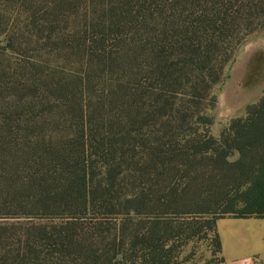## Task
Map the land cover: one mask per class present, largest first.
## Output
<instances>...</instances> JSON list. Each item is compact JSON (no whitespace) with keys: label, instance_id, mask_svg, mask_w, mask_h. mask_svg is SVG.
<instances>
[{"label":"trees","instance_id":"16d2710c","mask_svg":"<svg viewBox=\"0 0 264 264\" xmlns=\"http://www.w3.org/2000/svg\"><path fill=\"white\" fill-rule=\"evenodd\" d=\"M259 29L264 0H0V264H178L203 223L221 255L218 219L264 218V92L219 138L194 112Z\"/></svg>","mask_w":264,"mask_h":264},{"label":"rangeland","instance_id":"374dc122","mask_svg":"<svg viewBox=\"0 0 264 264\" xmlns=\"http://www.w3.org/2000/svg\"><path fill=\"white\" fill-rule=\"evenodd\" d=\"M24 59L19 54L11 56L10 60L3 65L2 70L6 71L7 78H12V74L17 70H23L18 66L22 65ZM80 71V70H75ZM23 73V72H20ZM215 74L219 75L218 70H214ZM256 79L258 84H256ZM215 79L208 78V86L204 84L203 91L197 99L195 104L197 108H194L196 116L198 114H205L211 117L214 121L210 127L211 133L214 137L219 138L222 130L226 125L236 117L245 115L246 107L249 104L258 102L263 96L264 92V30L259 29L257 32L252 34L245 44L240 48L235 58L225 68L222 75H219L217 81ZM209 86L211 87L209 89ZM247 91L250 94V98H239L243 91ZM237 98L236 104L241 105V108L237 110L236 115L230 119L223 120L221 123L218 122V109L223 108L230 100V98ZM222 106V107H221ZM195 121V119H193ZM191 121L189 125L191 126ZM235 159V158H233ZM181 177V176H180ZM175 178L174 182L177 185L184 183L182 178ZM192 193L181 192L178 196L180 208L182 212L178 215H165L166 212L164 207H158L151 210L150 213L145 214L142 219L144 222L147 220H155L156 217L177 219L191 217L192 208ZM50 222V218H25L21 219L19 224L27 225L30 223ZM201 228L203 231L196 237L190 238L184 235L181 238H176L175 247L171 253L174 256V260H177L178 264H222V257L216 252V244L214 241V235L211 231L206 230L205 224L203 223ZM148 251H140L139 256L148 255ZM128 264H145L142 261Z\"/></svg>","mask_w":264,"mask_h":264},{"label":"crops","instance_id":"0c3cea01","mask_svg":"<svg viewBox=\"0 0 264 264\" xmlns=\"http://www.w3.org/2000/svg\"><path fill=\"white\" fill-rule=\"evenodd\" d=\"M237 98H230L218 109L219 123L236 115L234 112L241 108L236 104ZM239 98L247 100L250 94L244 90ZM216 228L222 246V264H264V218L225 217L218 219Z\"/></svg>","mask_w":264,"mask_h":264}]
</instances>
